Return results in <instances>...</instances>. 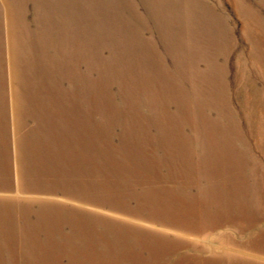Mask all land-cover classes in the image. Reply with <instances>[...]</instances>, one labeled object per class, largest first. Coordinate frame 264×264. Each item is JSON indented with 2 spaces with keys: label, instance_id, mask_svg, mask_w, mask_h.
Segmentation results:
<instances>
[{
  "label": "rangeland",
  "instance_id": "1",
  "mask_svg": "<svg viewBox=\"0 0 264 264\" xmlns=\"http://www.w3.org/2000/svg\"><path fill=\"white\" fill-rule=\"evenodd\" d=\"M261 46L264 0H0V120L6 123H0V151L4 145L8 150L0 158L12 171L5 180L14 183V193L3 192L0 204L7 196L23 199L17 165L23 169L32 155L50 187L64 192L45 202L51 208L67 205L77 216L39 218V209L29 207L19 218L25 221L12 223L18 231L5 237L3 257L16 264L21 250L26 263L37 260V253L61 252L54 256L60 263L95 264L87 256L93 253L110 256L113 264H134L128 256L149 259L142 244L153 238L156 246L161 238H181L193 250L204 244L212 249L203 251L206 257L222 254L229 233L247 241L254 232L235 226L210 231L209 238L158 229L142 204L204 203L195 182L167 179L176 177L190 151L195 161L199 150L204 155L197 139L205 131L225 143L229 126H213L218 113L210 108L232 112L241 131L252 128L253 148L264 161L256 135L258 127L264 129V68L258 62L264 51L253 57ZM19 124L26 135H18ZM251 167L248 174L255 177L259 171ZM188 172L193 181L200 177ZM159 186L176 198L161 203ZM99 204L124 206L104 214ZM135 215L142 221L130 219ZM0 226L8 228L1 217ZM60 228L64 239L45 242L47 234L59 237ZM77 233L86 242L65 241ZM134 243L135 250L123 249Z\"/></svg>",
  "mask_w": 264,
  "mask_h": 264
},
{
  "label": "bare ground",
  "instance_id": "2",
  "mask_svg": "<svg viewBox=\"0 0 264 264\" xmlns=\"http://www.w3.org/2000/svg\"><path fill=\"white\" fill-rule=\"evenodd\" d=\"M260 51L262 55V52L264 51L262 46L256 49L253 57L258 58L260 56ZM258 62L261 63L264 68V59L260 57ZM210 111H216L218 113L217 118H211V124L213 126L220 125L222 127L219 129L223 130H227L224 127L229 126V130H227L229 131L228 137H226L225 143L211 132L205 131V136L200 135L197 139V143L202 146L204 155H201L199 150L198 155L200 159L195 161V155L193 151H190L187 160L181 162L184 167L176 169L178 170L177 172L174 170L176 177L171 176L172 178L167 179L176 180L178 182L180 180H185L188 185L195 182L198 187V198L203 200L204 203L142 205L150 210L149 220L156 222L157 225L155 226L158 229L168 232L176 230L177 235H181L182 232H188L197 235H208L205 237L209 238V235H212V232L210 231H217L222 227L226 228L227 231L233 229V226L238 227V230L245 228V231H243L244 234L248 228L254 233L252 236H248L249 239L247 241L234 239L235 237L233 238V235L229 233L226 237L228 244H225L222 248V254H212L210 257H206L203 254V251L209 249V252H211L212 249L206 247L204 244L201 250H193L192 244L181 238H165V240L161 238V243L156 246V240L149 236L153 238L151 239L152 243H143L142 246L144 249H148L149 253L152 255H150L147 260H139V257L134 254L135 252H131L132 254H130L128 258L132 260L134 264H264V193L261 190V188L264 189V176L261 175V178H258L260 172H262V174L264 173V164H262L264 161L257 158V154L255 153L256 150L253 148L251 132H249L252 128H249V130L243 129V131H241V124L236 121L235 115L232 112L223 110L218 111L216 107H213L212 109L210 108ZM251 118L254 119L255 123L263 124L262 121L255 119V114H253ZM183 119L186 120V118ZM0 123L6 124L3 120H0ZM187 123L198 125L197 122ZM18 127L20 129L18 135H26L27 128L22 124H19ZM15 135H17V133H15L14 136ZM256 135L261 140V144H258V148L264 156V129L262 126L256 129ZM235 141L241 144V146L239 145V147H237ZM169 144V142L165 141L164 145L167 146ZM7 151L8 150L4 145L0 154L6 153ZM7 161L8 160L2 155L0 158V195L4 194L3 192H6L5 194L14 193V183L5 180H8V177L12 176V171L9 173V168L5 165ZM27 162L28 164L24 165L25 169H22L20 166V161L17 165L22 172H18V177H23V186L20 184L21 181H18V187L24 192L23 199L7 196L6 199L1 201L5 204H0L1 221L8 227L7 229H3L0 226V249L4 247L5 237L14 236L16 234L15 232L18 231V229L14 228V224L12 223H14V221H25L20 219L26 217L25 215L28 214L27 212L31 207H36V211L39 209V218L45 214V216L43 215L45 219L68 218L75 221L77 217L76 214L72 215L68 213V208L65 207L67 205H63V208H51L49 203L45 202L44 198L48 199L49 195H56L57 193L64 192L56 189L53 190L54 188L50 187L49 179L45 175L40 174L34 156L31 155L30 158H27ZM250 165L252 166L251 169L253 171H259L254 173L255 177L248 174V167ZM160 170L161 168L158 169V171ZM189 170H194L200 177H197L195 181L186 178L185 175L191 174L188 172ZM168 171H170V168L166 173H168ZM217 173L221 175V179H217ZM223 175L227 176V180L224 179ZM4 176H6V178H4ZM203 176L206 178H203ZM210 176H212V178ZM31 178L33 180H30ZM209 186H213V190H210ZM226 186L232 187V190L228 192ZM161 188H159L161 194L156 197L161 203L162 200L167 197L176 198V196L168 194L167 189L163 187ZM247 192H249L248 195ZM35 197L38 199L34 202L27 199H33ZM148 198L146 199L148 200ZM79 199L86 200L88 198L79 196ZM134 199L140 200L141 197L137 196L134 197ZM146 199L142 198L141 200L144 201ZM19 200H27L29 202L18 204ZM99 205L97 206L100 208L98 210L104 214H108L110 211L117 212L115 209L108 207L124 206V204ZM108 209H110V211ZM53 210L54 212H52ZM20 212L24 214V217ZM64 212H67V215H64ZM81 212L89 213L87 210ZM78 215L79 217H83L81 214ZM126 217L130 218L129 216ZM130 219L137 222L142 221V219L136 217V215L132 216ZM228 224L229 226H227ZM52 230L53 229L51 228L50 231ZM55 230V232L59 234V237L53 238L47 234L48 238L45 242L52 243L63 238L61 235L62 229ZM5 231L9 233H4ZM120 232L122 234L125 233L122 231ZM126 232L137 234L129 231ZM27 235L31 237L30 234ZM102 235L106 236L104 233ZM127 237L133 240L139 239V236ZM207 238L205 239L207 240ZM34 240L38 239L34 238ZM74 240L86 242L85 237L79 233L75 235L70 234V236L65 239V241L69 242ZM42 241H44V239H39L38 243ZM23 244V247L25 248L27 244L24 242ZM134 246L135 243L130 244L123 249L125 251H132L135 250ZM21 249H23L22 246ZM74 252L75 251H71L69 256H72L71 254ZM60 253L61 252H50L48 254L37 253V260L33 258L26 263L24 261V251L21 250V253L17 254L18 262L15 261L16 264H63V262L60 263L57 261V258L54 257L60 255ZM87 256L94 260L95 264L114 263L113 258H109L110 256L108 255L97 257L93 255V253H90ZM6 262L14 264L13 259L6 260L0 251V264Z\"/></svg>",
  "mask_w": 264,
  "mask_h": 264
}]
</instances>
